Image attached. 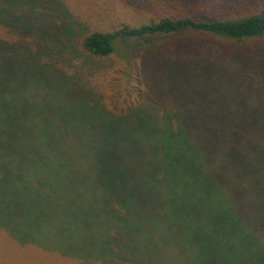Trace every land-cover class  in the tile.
Here are the masks:
<instances>
[{
	"label": "trees",
	"instance_id": "16d2710c",
	"mask_svg": "<svg viewBox=\"0 0 264 264\" xmlns=\"http://www.w3.org/2000/svg\"><path fill=\"white\" fill-rule=\"evenodd\" d=\"M125 2L102 29L0 0V238L51 264H264V0Z\"/></svg>",
	"mask_w": 264,
	"mask_h": 264
},
{
	"label": "rangeland",
	"instance_id": "374dc122",
	"mask_svg": "<svg viewBox=\"0 0 264 264\" xmlns=\"http://www.w3.org/2000/svg\"><path fill=\"white\" fill-rule=\"evenodd\" d=\"M72 2L75 10L86 14L93 25H102V29L115 28L122 25L126 19L125 8L128 2L126 0H68ZM92 14H89L91 13ZM90 15V16H89ZM132 17L130 15L127 19ZM94 19V20H93ZM117 63L115 64V67ZM228 75H231L228 73ZM113 77H116L113 75ZM264 106V103L262 104ZM258 112L264 113V109ZM51 255V254H50ZM49 254L41 253V255L26 254L25 250L22 252L18 247L10 248L0 238V264H51ZM56 260L57 257H53Z\"/></svg>",
	"mask_w": 264,
	"mask_h": 264
}]
</instances>
